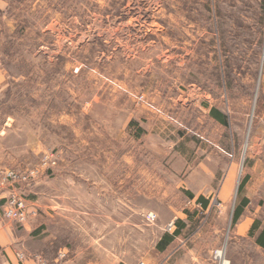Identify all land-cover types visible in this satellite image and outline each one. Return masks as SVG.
<instances>
[{"label":"rangeland","instance_id":"1","mask_svg":"<svg viewBox=\"0 0 264 264\" xmlns=\"http://www.w3.org/2000/svg\"><path fill=\"white\" fill-rule=\"evenodd\" d=\"M0 66V169L33 171L1 191L28 222L43 178L135 162L153 194L108 234L120 264H264V0H0ZM182 157L210 193L177 187Z\"/></svg>","mask_w":264,"mask_h":264},{"label":"crops","instance_id":"2","mask_svg":"<svg viewBox=\"0 0 264 264\" xmlns=\"http://www.w3.org/2000/svg\"><path fill=\"white\" fill-rule=\"evenodd\" d=\"M5 85L4 69L0 66V93ZM143 141L144 145H153L148 139ZM186 163L182 157L180 162L169 164L170 171L181 176L177 187L185 185L186 192L193 194L192 198L197 192L210 193L212 184L204 185L207 187L205 191L200 188L203 185L189 180ZM89 166H95L94 171L83 178L71 174L40 180V185L35 188V205L39 211L35 218L19 225L3 217L6 191H1L0 187V264H34L32 258L19 260L15 256V250L20 247L28 254L39 253L46 258L55 257L60 249L67 250L63 264H120L118 247L109 252L108 234L122 231L124 219H132L140 213V194L150 196L153 192L147 189L148 184L141 190V181L136 176L139 166L135 162H95ZM109 167H113L116 173L109 175L106 172ZM118 170L131 173L124 176ZM224 183L222 181L220 186ZM57 185H66L67 192L61 191L66 194L57 197ZM20 193L23 194V183H20ZM163 250L156 247L155 253Z\"/></svg>","mask_w":264,"mask_h":264},{"label":"built area","instance_id":"3","mask_svg":"<svg viewBox=\"0 0 264 264\" xmlns=\"http://www.w3.org/2000/svg\"><path fill=\"white\" fill-rule=\"evenodd\" d=\"M31 174H33V171H17V169L12 166L4 167L0 169V187L10 185L14 182H26ZM2 213L4 218L22 224L36 214V210L28 206L23 196L16 192H12L5 200ZM147 218H154V215L149 214ZM26 254L27 253L24 252L21 247L15 250V256L20 260L27 258ZM58 254L60 256L64 255V253ZM30 256L33 258L34 264H63V261L60 260L49 261L40 254H32ZM136 264L144 263L138 262Z\"/></svg>","mask_w":264,"mask_h":264},{"label":"trees","instance_id":"4","mask_svg":"<svg viewBox=\"0 0 264 264\" xmlns=\"http://www.w3.org/2000/svg\"><path fill=\"white\" fill-rule=\"evenodd\" d=\"M210 114L214 116L217 120H219L221 123L225 124V115L217 108L212 107L210 108ZM241 185V184H240ZM239 185V186H240ZM190 196H193L191 192H189ZM198 200H201V202L205 201L201 197H198ZM241 205H237L233 209V214H232V220L235 221V219L240 215L241 213ZM176 232V231H175ZM163 238H169V235L165 234ZM255 241L257 244L260 246L264 247V226L259 230V232L255 235ZM165 244V241L162 239L158 244V248H163V245Z\"/></svg>","mask_w":264,"mask_h":264},{"label":"bare ground","instance_id":"5","mask_svg":"<svg viewBox=\"0 0 264 264\" xmlns=\"http://www.w3.org/2000/svg\"><path fill=\"white\" fill-rule=\"evenodd\" d=\"M219 256H222V250H219ZM222 264H225V262H222Z\"/></svg>","mask_w":264,"mask_h":264}]
</instances>
